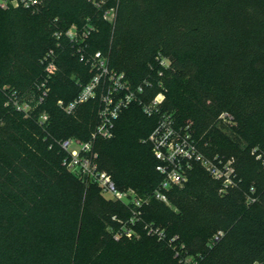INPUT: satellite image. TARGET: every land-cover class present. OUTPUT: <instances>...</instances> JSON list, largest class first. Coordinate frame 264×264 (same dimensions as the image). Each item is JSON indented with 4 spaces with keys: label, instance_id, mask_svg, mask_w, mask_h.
<instances>
[{
    "label": "trees",
    "instance_id": "trees-1",
    "mask_svg": "<svg viewBox=\"0 0 264 264\" xmlns=\"http://www.w3.org/2000/svg\"><path fill=\"white\" fill-rule=\"evenodd\" d=\"M107 4L117 7L114 23L87 0H42L35 11H0V264H264V0ZM74 25L94 29L88 54L101 52L132 88L143 87L144 102L164 93L162 112L172 114L179 128L192 122L202 153L234 160L239 182L226 193L196 164L188 184L169 191L170 206L151 199L144 223L164 230L166 240L148 235L142 223L139 238L116 241L112 233L128 209L105 200L97 186H87L63 165L55 142L88 141L97 124L95 103L72 116L57 106L73 101L94 75L64 39L57 47L55 32ZM51 49L59 50L51 92L25 117L6 105L3 88L36 92L45 77L41 59ZM180 86L193 95H183ZM43 112L50 116L45 126L39 121ZM223 113L232 123L220 120ZM158 123L159 116H147L134 103L122 113L114 137L95 143L99 169L118 189L132 187L145 196L161 183L147 143ZM249 196L256 202L249 205ZM89 217L101 230L86 247ZM112 246L128 255L108 257Z\"/></svg>",
    "mask_w": 264,
    "mask_h": 264
},
{
    "label": "built area",
    "instance_id": "built-area-1",
    "mask_svg": "<svg viewBox=\"0 0 264 264\" xmlns=\"http://www.w3.org/2000/svg\"><path fill=\"white\" fill-rule=\"evenodd\" d=\"M42 0H0V11L23 8L35 11ZM103 13V18L109 23H114L117 7L108 6V0H87ZM93 28H79L74 25L66 31H57L54 34L58 49L63 39L71 46L74 52L80 56L81 61L90 65L93 77L86 85H81V91L71 102L58 101V108L68 116L76 113L82 105L95 103L97 106V124L91 133L90 139L84 141L80 138H68L56 141V145L64 154L63 165L66 169L79 177L88 185H95L100 189L101 195L107 201L123 204L129 211L126 220L119 221L120 229L113 232L116 241L128 238H139L138 226L144 223L145 208L152 198L170 206L168 193L173 188L185 187L196 164L205 169L210 176L222 185L221 192L237 187L238 175L233 159L226 160L215 156L210 158L202 153L193 139L189 127L179 128L172 114L162 112V104L165 101L164 93H160L149 102L141 98L143 87L132 88L124 73H118L109 67L108 58L101 52L89 55L87 41ZM59 51V50H58ZM58 51L49 50L41 59V65L45 69V77L36 84V92L19 94L17 91L6 90L7 106H11L25 117H32L46 102L51 92L50 83L58 71ZM166 59L161 60V65H166ZM169 69V68H164ZM1 81V76H0ZM139 103L144 113L149 116H159V123L147 139L155 159L157 160V172L162 176V181L153 193L141 196L135 190L121 191L114 183L113 178L99 169V153L95 149L98 140H110L114 137L115 128L122 113L132 104ZM220 120L232 123V116L223 113ZM42 125H48L50 116L43 112L39 115ZM261 158V156H260ZM253 192V189L251 190ZM248 204L256 202L252 196L248 197ZM117 220L116 217L113 218ZM148 235L156 236L160 241L166 240L164 230L153 224L143 225ZM223 233L217 234L212 244L218 242ZM178 237L172 239L177 240ZM171 241V242H172ZM184 247V246H182Z\"/></svg>",
    "mask_w": 264,
    "mask_h": 264
},
{
    "label": "rangeland",
    "instance_id": "rangeland-1",
    "mask_svg": "<svg viewBox=\"0 0 264 264\" xmlns=\"http://www.w3.org/2000/svg\"><path fill=\"white\" fill-rule=\"evenodd\" d=\"M166 65H168V62H166ZM181 88V91L183 92V95L184 94H188V95H191L190 91H188L184 86H180ZM193 95V93H192ZM191 95V96H192ZM189 125L187 127H190L192 122L190 121V123H188ZM76 138V137H75ZM258 150V148H256ZM69 172V171H68ZM150 174V173H149ZM87 186H92V185H88L86 184ZM124 189H122L121 191H127V190H134L132 187L130 189H128L127 187H123ZM154 220V219H153ZM87 233H86V237H85V242H84V245L87 247L89 246L91 243H92V239L97 232H99V230H101V225L93 220V218L89 217L87 218ZM141 236V232L139 234ZM134 239V238H132ZM130 239V240H132ZM148 248H149V245H146L144 246L142 249L145 251V252H148ZM108 254V257L112 258V257H118V258H123L124 256H127L128 255V250L124 249V248H119L117 246H112L111 249L107 252Z\"/></svg>",
    "mask_w": 264,
    "mask_h": 264
}]
</instances>
